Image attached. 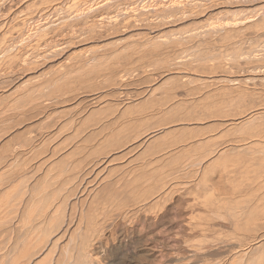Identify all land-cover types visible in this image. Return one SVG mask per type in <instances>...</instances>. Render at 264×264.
Listing matches in <instances>:
<instances>
[{
	"label": "bare ground",
	"instance_id": "bare-ground-1",
	"mask_svg": "<svg viewBox=\"0 0 264 264\" xmlns=\"http://www.w3.org/2000/svg\"><path fill=\"white\" fill-rule=\"evenodd\" d=\"M17 1L0 0V94L19 96L0 108V264H264V0H103L108 17L101 0H33L23 18ZM186 19L120 54H65ZM53 58L55 77L24 79Z\"/></svg>",
	"mask_w": 264,
	"mask_h": 264
},
{
	"label": "rangeland",
	"instance_id": "rangeland-1",
	"mask_svg": "<svg viewBox=\"0 0 264 264\" xmlns=\"http://www.w3.org/2000/svg\"><path fill=\"white\" fill-rule=\"evenodd\" d=\"M19 1H21V0H19ZM19 1H17L16 3L13 4V6H16V7H13V6H12V8H11V10H15V11H12V12L17 13V16L19 15L18 13H20V12H21V13H24V15H22V14L20 13V15L18 16V18H19V17H20V18H23V16L25 17V14L28 13L29 10L33 11V10L36 9V11H37V8L39 7V8H38V11H37V14H38V13H40L41 8H43L44 6H46L45 3H48V2H45V1H46V0H45V1H44V5H43V4L41 3L42 1L40 2V0H39V1H38V0H34V2H35V1L37 2V3L35 2V3H36V5H35V3L33 2V0H31V1H30V0H22V2H19ZM27 1H29V3H30V2H33L32 4L34 5V6L31 5V6H30L31 9H29V10L27 9V6H29V3H28ZM48 1H49V0H48ZM57 1H58L59 3H58ZM67 1H68V0H63V1H62V0H55V1L53 2V0H51V1H49V2H53V3L48 4V5H53V6H54V5L59 4V6L61 5V7H63V6H64L63 4H64L65 2H67ZM95 1L98 2V1H100V0H95ZM101 1H102V2H100V3H95V6H96L95 9H97V10L100 9L99 12L102 13L101 16L108 17L109 15L107 16V14H106V12L108 11V8H107V7H108V4H106V5L104 4V5L102 6V5H100V4H103L104 1H103V0H101ZM142 1H143V0H142ZM149 1H150V2H149ZM154 1H155V2H154ZM157 1H158L159 3H158ZM160 1H161V0H160ZM160 1H159V0H147V2H146V0H145V1H143L142 3H140L141 6L139 5V8H141L142 5L145 4V5L143 6V8H146L145 6H147V8H149V7L151 6L149 9H152V8L155 9V10L158 9L157 12L160 10L159 13H162V14H163V12L161 11ZM164 1H165V3H168V2H170L171 0H167L168 2H167L166 0H162L161 2H164ZM18 2H19V3H18ZM24 2H27V3H24ZM69 2H70V1H69ZM69 2H68V4L70 5L71 2H70V3H69ZM144 2H146V3H144ZM54 3H56V4H54ZM60 3H61V4H60ZM62 3H63V4H62ZM86 3L90 5L89 8L92 6L90 9L94 8L93 4H90V3H92V2H90V3H89V2H86ZM86 3L83 4L84 7L82 6V8L85 9V6H86L85 4H86ZM17 4H18V6H17ZM19 4H20L21 6H23V7H21ZM22 4H23V5H22ZM37 4H38V5H37ZM68 4H65V5L67 6ZM148 4H149V5H148ZM150 4H151V5H150ZM153 4H154V5H153ZM155 4H156V5H155ZM40 5H43V6L40 7ZM62 5H63V6H62ZM109 5H110V3H109ZM158 5H159V6H158ZM19 6H20V8H19ZM104 6H106L107 9H105ZM148 6H149V7H148ZM152 6H154V7H152ZM156 6H158V8H157ZM24 7H25V8H24ZM33 7H34L35 9H33ZM13 8H14V9H13ZM23 8H24V9H23ZM86 8L88 9V5L86 6ZM241 8H242V6H240L238 9H241ZM153 9H152V10H153ZM222 9H223V8H221L220 10H222ZM232 9H233V8H232ZM235 9H236V8H235ZM242 9H245V8H242ZM17 10H19V11H17ZM20 10H23L24 12H23V11H20ZM27 10H28V11H27ZM58 10H59V11H58V14H55V15L52 14L53 16H51V17L53 18V19H52V18H51V19H52V20H55V21H57V22H59V20H58V18H57V17H59V16L56 17V15H60V13H61V15H63L62 13H63L64 8L61 9V10H62L61 12H60V9H58ZM233 10H234V9H233ZM259 10H260V11H259ZM16 11H17V12H16ZM25 11H26V13H25ZM31 11H29V13H30ZM36 11H35V13H36ZM103 11H106V12L103 13ZM263 11H264V9H263ZM263 11H262V9H258L257 12H255V11H253V12H255V13H260V14H262V15L264 16V12H263ZM59 12H60V13H59ZM230 12H231V11H230ZM230 12L228 13L229 15H228L227 13H226V14L223 13V15H222V14H221V15H222L223 17H228V16L231 17V16H234L235 13H234V12H233V13H232V12L230 13ZM236 12H237V11H236ZM240 12H241V11H240ZM240 12H239L238 14L236 13L235 16L240 15ZM242 12H243V14H244L245 12L247 13V12H249V11H245V12L242 11ZM242 12H241V13H242ZM262 12H263V13H262ZM29 13H28V14H29ZM28 14H27V15H28ZM103 14H104V15H103ZM105 14H106V15H105ZM157 14H158V13H157ZM231 14H232V15H231ZM21 15H22V16H21ZM230 15H231V16H230ZM54 16H55V17H54ZM219 16H220V15H219ZM217 17H218V16H216V18H214V17H213L212 19L210 18V20L208 19L209 21H208V20H207V21L210 22V23L213 22L212 24H214V22L216 23V22L218 21V18H217ZM56 19H57V20H56ZM187 20L189 21V23H190V22L193 23V25L190 23V26H187V25H186L187 22H188ZM216 20H217V21H216ZM67 21H68V23H66ZM67 21L65 22V23H66L65 26H68V27H67V30H68V31L73 30V32H78V29H80V28L83 26V23H82V22H81L82 24H81L80 22H78L79 24H77V25H78V26H79L80 24H81V25L79 26V28H77V27H76L77 25H76L75 21H74L73 24H71V23L73 22V21H71V19H68ZM121 21H122V24H124V21H123L122 19H121L119 22H121ZM185 21H187V22H185ZM185 21L183 20V21L181 22V24L184 22V23H183L184 27H180V28H179V26H183V25H181L180 23H177L178 25H177L176 27H175V24H176V23H173V26H172V23H169L167 26H165V27L163 26V27H162L163 29H162L161 27H159V28H156V29H154V30H152V31H151V29L148 28V30H147L148 34H147V32H146V34H145V33H144L145 31L143 32L144 29H145V30L147 29V27L145 28V26L140 27V28L138 27L139 25L136 26V28H134V26H133V27L130 26L129 28L132 27V29H131L132 31L136 29L135 32H134V33H136V35H135L132 31H131L132 34L130 33V30H129L128 26H127V27H126V26H120V31H121V32L123 31V28H124V31L128 28V30H126V33L123 32V34L120 33V34H121V35H120V34H119L120 31H117L118 34H117V32H116V33L113 32V33H114L113 35H110V34H109L110 36H109V35H105L103 39H101V38H94V39H93V38H92L91 40L87 39L88 41H87V40H86V41L84 40L86 43H84L83 40H80L81 42L78 41V40H76V41H78V42L76 43V45H73V43H72V44L69 46V49H71V50L73 49L72 51H74V49H75L74 52H75L76 54H80V53L82 52V49L84 48V49H83L84 51L81 53V54H84L83 57L80 56L81 54L77 56L74 52H71V50H69L68 48H67V52H66L65 54L68 55L69 53H71V54H69V55H71V57L74 56V57H73V60H72V62H71L70 64L76 66V64H79V62L82 61L83 59H84V60H86V59H90V58L94 57V56L97 55V54H101V53H105V52L108 53V52H111V51H116V53L120 54V52L122 53V52L124 51V49L121 50L123 46H125V45H133V46L136 45V46H137V45L139 44L138 42H140L139 40H140V39L142 40L143 38L146 39L145 37H147V35H148V37H150V36H155V35L158 34L157 36H160V37L162 36L161 38H163V37L166 38V36L169 35V34H175V35H176V34L180 33V32L182 31L181 28H183L184 31H185V30H189L190 27L194 28L196 25L198 26V25L200 24V23H198V24H194V22L192 21V19H190V20H189V19H186ZM57 22H56V23H57ZM135 22H137V21H134L133 24H135ZM137 23H140V21L137 22ZM185 23H186V24H185ZM189 23H188V24H189ZM63 24H64V23H63ZM68 24H71V25H73V26H72V27H69ZM74 24H75L76 26H75ZM122 24L120 23V25H122ZM71 25H70V26H71ZM185 25H186V26H185ZM191 25H192V26H191ZM74 26L77 28V31H76V28H75ZM141 26H142V25H141ZM168 26H169V27H168ZM170 26H171V29H172V30L170 29ZM121 27H122V28H121ZM137 27H138V28H137ZM166 27H167V28H166ZM174 27H175V28H174ZM65 28H66V27H65ZM68 28H70V29H68ZM141 28H142L143 30H142ZM168 28H169V29H168ZM192 28H190V29H192ZM139 30H140V31H139ZM157 30H158V32H157ZM159 30H160V31H159ZM169 30H170V31H169ZM68 31H66V30L64 29V32H63V30H62L61 32H62L63 34H66ZM128 31H129V32H128ZM138 31H139V32H138ZM141 31H142L143 33H142ZM61 32H60V33H61ZM71 32H72V31H71ZM127 32H128V33H127ZM137 32H138V33H137ZM140 32H141V33H140ZM62 33H61V35H62ZM129 33H130V34H129ZM155 33H157V34H155ZM115 34H116V35H115ZM124 34H126V35H124ZM133 34H134V35H133ZM150 34H151V35H150ZM153 34H154V35H153ZM61 35H59V36H61ZM117 35L120 36L121 39H120V37H118ZM123 35H124V36H123ZM62 36H63V35H62ZM62 36H61V37H62ZM114 36H116L117 38L114 37ZM122 36H123V38H122ZM107 37H108V38H107ZM110 37L113 38V39H110ZM148 37H147V38H148ZM59 38H60V37H58V39H59ZM99 39H101V40L99 41ZM144 39H143L141 42L145 41ZM260 39H261V40H264L263 37H261ZM93 40H96V41L94 42ZM102 40H104V41L102 42ZM116 40H117L118 42H117ZM137 40H138V42H136ZM76 41H75V42H76ZM82 41H83V42H82ZM105 41H106V42H105ZM114 41H115V42H114ZM130 41H131V42L133 41L134 44L131 43ZM100 42H101V43H100ZM128 42H130L131 44L128 43ZM141 42H140V43H141ZM254 42H255V41H254ZM40 43H42V41H41ZM80 43H81V44H80ZM91 43H92V44H91ZM94 43H95V44H94ZM102 43H103V44H102ZM135 43H136V44H135ZM137 43H138V44H137ZM77 44H78V45H77ZM83 44H84V45H83ZM85 44H86V45H85ZM87 44H90L92 47L94 46L93 49H92V47H89L90 45H87ZM124 44H125V45H124ZM97 45H98V46H97ZM121 45H123V46H121ZM40 46L43 47V44H41ZM40 46H39V48H42V47H40ZM72 46H73V47H72ZM76 46H77V47H76ZM83 46H84V47H83ZM85 46H88L89 48L86 47V49H85ZM95 46H96V47H95ZM100 46H101V48H100ZM119 46H120V47H119ZM70 47H71V48H70ZM79 47H81V48L83 47V48H82L81 50H79V49H80ZM97 47H98V48H97ZM118 47H119V48H118ZM77 48H78V50H77ZM90 49H91V51L89 52ZM107 49H109L110 51H108ZM114 49H115V50H114ZM117 49H118V52H117ZM76 50H77L78 52H77ZM86 50H88V51L86 52ZM92 50H93V51H92ZM79 52H80V53H79ZM92 52H93V54H92ZM99 52H101V53H99ZM129 52H130V51H129ZM87 53H88V54H87ZM124 53H125V52H124ZM72 54H74V55H72ZM89 54H91V55H89ZM126 54H127V53H126ZM130 54H131V53H130ZM136 54H137V53H136ZM136 54H133L134 56L132 55V59L130 58L129 62H131V60H133V58L135 57ZM87 55H88V56H87ZM128 55H129V54H128ZM75 56H77L76 58H77L78 61L76 60ZM136 56H138V55H136ZM80 57H81L82 60L79 59ZM75 60H76V63H75ZM56 61H57V59H55V61H54V58H53V59H51L49 62H47V63L49 64V65L47 64L48 66H47L46 64H44L43 67L41 66V67L35 69V71H34V70H31V71L27 72L26 75H24V79H31V78L33 77L32 81H33V80H34V81H39V79H40V81H42V80L45 79V76H44V75H46L47 78H49V77H55V76H56V75H55V74H56L55 72L57 71L56 68H58V67L56 66V65H57ZM50 63H51L52 65H50ZM54 63H55V64H54ZM72 63H73V64H72ZM70 64H68V65H69L68 68L71 66ZM45 65H46V66H45ZM55 66H56V67H55ZM44 67H46V68H47V67H50L51 69L49 68V71H50L51 73L47 70L48 68L46 69V68H44ZM52 68H53V69H52ZM68 68H67V69H68ZM44 69H46V70H44ZM62 69H63V68H62ZM37 70H38V71H37ZM46 71H48V72H46ZM54 71H55V72H54ZM188 71H189V72H188ZM33 72L36 73V74L34 75ZM40 72H41V74H40ZM42 72H44V73H42ZM194 72H195V73H194ZM28 73H29L31 76H30ZM53 73H54V74H53ZM27 74H28V75H27ZM184 74H186L185 71H184ZM187 74H188V75H192V76H195V75H196V76H199V75H200V76H209V75H210V74L207 73V72H203V71H200V72H199V71H194V70H192L191 73H190V70H188V69H187ZM208 74H209V75H208ZM32 75H33V76H32ZM49 75H50V76H49ZM74 75L77 76V74H74ZM74 75H71V77H70V81L72 82V83H71V87H77V89L79 90L78 92H81V95L83 94L82 97H81V95H80L79 98L77 99L78 102H79V101H80L82 98H84L85 95L87 94V92H85V91H88L89 94H91L92 92H91L90 88L88 89V87L85 86L84 80H80V78H79L78 76H77V77L75 76V78H72V76L74 77ZM1 77H3V76H1ZM37 77H38V78H37ZM35 78H36V79H35ZM41 78H42V80H41ZM102 78H103V76H102ZM12 79H13V81L11 80V81H9V82H14L15 79L17 80V77L12 78ZM71 79H73V80H75V81H73V80H71ZM16 80H15V81H16ZM76 80H77V81H76ZM86 80H87V79H86ZM99 80H100V78H99ZM40 81H39V82H40ZM90 81H91V80H90ZM93 81H95V82H94L95 84L97 83V82H96V78H95V80L93 79ZM74 82H75V83H74ZM79 83H82V84H79ZM68 85H69V84H68ZM101 86H102V85H100V87L96 86V87L99 88V89H98V90H100L99 92H104V91H103V88H104V90H108L107 87H102V88H101ZM135 86H136V88H135ZM137 86H138V85H134V86H133V85H129V87H126L125 90H127L128 92H130L129 90H131V92H130L129 94H133V93H132V90H133V89L136 91V90H138V88H140V86H138V88H137ZM133 87H134V88H133ZM83 88H84V90H83ZM86 88H87L88 90H87ZM100 88H101V89H100ZM105 88H106V89H105ZM129 88H130V89H129ZM80 89H81V90H80ZM95 89H96V88H95ZM96 90H97V89H96ZM121 91H122V89H121ZM93 92H94V91H93ZM133 92H134V91H133ZM17 93H18V92H16V94H15V93H12V94H11V92H9V96H8V92H7V93L4 92V93L0 94V95H1V96H0V102H1L0 105L2 104V101H3V103H5V102H6L5 100H7V99H8V101H10V100L13 101L14 98L19 97V96L17 95ZM84 93H86V94H84ZM3 94H5V95H3ZM6 94H7V95H6ZM14 94H15V95H14ZM12 95H14V97H13ZM87 95H88V94H87ZM4 96H5V97L7 96V98H6L5 100L3 99ZM11 96H12L13 98H12ZM15 96H16V97H15ZM5 97H4V98H5ZM10 98H11V99H10ZM9 99H10V100H9ZM1 100H2V101H1ZM12 101H11V102H12ZM76 102H77V101L75 100L73 103H71V105H74L73 107L75 108V110H74L73 108H71V111L67 112L68 114H69V113H73V114L75 115V114L79 111V108H80L81 106H83V103L81 104V106H79L80 104L78 105ZM105 102H107V104H108V103L114 102V100H113L112 96H111V97H106V98H105ZM75 103H76L78 106H76ZM2 107H3V105L0 106V108H2ZM57 107H58V108H57ZM71 107H72V106H71ZM97 108H98V107H97ZM54 109H55L54 111L58 112L57 110L60 109V108H59V106H54ZM76 109H78V110H76ZM75 112H76V113H75ZM63 114H64V113H63ZM73 114H71V115L69 114V117L67 116V118H66V113L64 114V116H65L64 118H65L67 121H69V119H70V123H69V124H70V125L72 124V127H74V124H75V126H76V124L78 125V122L80 121L79 118H77V114H76L75 116H73ZM103 114H106V113H98V114L96 115V118H97V116H98V118L101 117ZM70 116H72V118H71ZM74 120H75V121H74ZM76 120H77V121H76ZM2 121H3V119H1V117H0V122H1V123H0V124H1V126H0V131H4L5 129L7 130V129H8V126H9V123L7 122L8 125H6L7 127L5 128V124H7V123H6L5 121H4V122H2ZM71 121H73L74 124H73ZM75 122H76V123H75ZM4 123H5V124H4ZM3 124H4V125H3ZM69 124H68L67 128H70V125H69ZM2 125H3L4 127H3ZM46 125H47V124H46ZM46 125H44V126H46ZM33 127H34V126H33ZM1 128H4V129H1ZM35 128H37V127H34L35 132H38L39 129H41L40 127H38L37 129H35ZM37 130H38V131H37ZM49 130H51V129H49ZM3 134H4V132H3V133L0 132V137H1V138H0V139H1L0 142H1L2 139L5 137V136H3ZM1 135H2L3 137H2ZM16 138H17V137H16ZM18 138H21V139H16L15 144L17 143V140H19L18 142H20V141L23 142V140H25V136H23V138H22V135H21L20 137L18 136ZM14 139H15V138H13V140H12L11 142L15 141ZM13 144H14V142H13ZM199 207H201V206H199ZM135 264H140V263L135 262Z\"/></svg>",
	"mask_w": 264,
	"mask_h": 264
}]
</instances>
